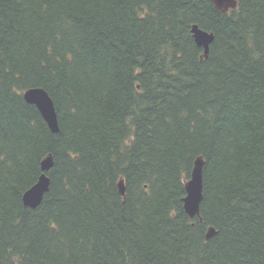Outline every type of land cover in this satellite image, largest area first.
Segmentation results:
<instances>
[{
  "label": "trees",
  "instance_id": "1",
  "mask_svg": "<svg viewBox=\"0 0 264 264\" xmlns=\"http://www.w3.org/2000/svg\"><path fill=\"white\" fill-rule=\"evenodd\" d=\"M0 264H264V0H0Z\"/></svg>",
  "mask_w": 264,
  "mask_h": 264
},
{
  "label": "water",
  "instance_id": "2",
  "mask_svg": "<svg viewBox=\"0 0 264 264\" xmlns=\"http://www.w3.org/2000/svg\"><path fill=\"white\" fill-rule=\"evenodd\" d=\"M215 8L226 12L236 6V0H210ZM190 32L197 46L203 50L201 58H206L209 45L213 40V33L200 28L197 24H192ZM22 96L24 100L33 104L38 109L43 120L46 122L49 130L53 133L59 131L57 114L54 108L53 101L47 91L42 87H29L23 90ZM53 165L51 155L45 156L41 161V173L37 181L26 189L22 195V202L29 208H36L42 201L44 194L49 190L50 179L47 172ZM204 159L198 155L193 162L191 174L188 180L185 181L186 194L182 198L184 211L189 217L198 216L199 206L202 200V175H203ZM118 189L121 195H124L123 180L118 182ZM215 234V229L209 226L206 231V239L211 238Z\"/></svg>",
  "mask_w": 264,
  "mask_h": 264
},
{
  "label": "bare ground",
  "instance_id": "3",
  "mask_svg": "<svg viewBox=\"0 0 264 264\" xmlns=\"http://www.w3.org/2000/svg\"><path fill=\"white\" fill-rule=\"evenodd\" d=\"M232 201V200H231ZM244 204V203H243ZM8 219V218H7ZM58 243V242H57Z\"/></svg>",
  "mask_w": 264,
  "mask_h": 264
}]
</instances>
